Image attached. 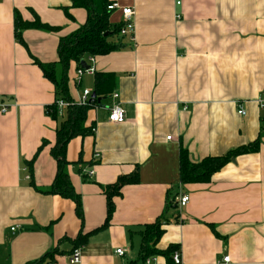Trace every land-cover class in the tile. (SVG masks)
<instances>
[{
  "label": "crops",
  "instance_id": "0c3cea01",
  "mask_svg": "<svg viewBox=\"0 0 264 264\" xmlns=\"http://www.w3.org/2000/svg\"><path fill=\"white\" fill-rule=\"evenodd\" d=\"M180 1L117 0L135 9L134 39L114 36L118 48L95 56L96 72L115 74V87L87 112L86 126L96 132L67 147L80 216L74 200L49 192L65 108L59 119L47 114L55 86L31 55L58 62L60 39L78 30L87 12L70 0H0V104L8 106L0 107V264H72L75 249L78 264H144L143 230L162 215L169 220L157 248L176 245L184 264H264V0ZM16 10L59 30L25 29L23 45ZM121 20V11H112L110 22ZM79 68L72 61L68 71L74 101L95 88V75L76 79ZM115 102L124 122L109 121ZM258 139V151L232 158L210 181L181 183V148L200 162ZM91 162L94 173L85 180L80 171ZM132 175L113 197L109 224L97 230L107 217L104 190ZM179 193L190 199L173 210L169 202ZM118 248L127 251L120 256ZM153 257L152 264H170Z\"/></svg>",
  "mask_w": 264,
  "mask_h": 264
},
{
  "label": "trees",
  "instance_id": "16d2710c",
  "mask_svg": "<svg viewBox=\"0 0 264 264\" xmlns=\"http://www.w3.org/2000/svg\"><path fill=\"white\" fill-rule=\"evenodd\" d=\"M71 7L84 8L87 12L85 23L72 34L62 37L58 45V62L44 63L35 56L31 55L35 64H37L43 71L44 76L49 79L55 86L56 100L53 104L47 106V114L54 119H59V110L56 104L57 100H65L70 102V105L65 107L64 119L60 121L57 129V140L51 152L57 162V171L54 181L49 189L52 194L60 195L65 198H70L76 202L77 213L82 216V205L79 193L76 191L68 168L74 164L67 158V147L69 142L77 137L88 134H93L94 126H86L87 112L90 108L96 105V99L90 100V104L81 106L74 102L70 95L68 86V71L72 61H75L81 66V60L87 62L90 56L104 55L118 48L110 38L120 36V29L122 24H112L110 16L112 11L108 9V5L117 0H70ZM65 12L68 16L69 9ZM34 20H24L20 12L16 10L15 13V34L16 39L25 45L22 33L25 29L35 28L45 31H58V26H52L41 21L39 16L33 12ZM116 75L113 73L95 72V88L96 95H109L115 87ZM46 141L42 143L40 151L45 145ZM260 140H256L248 145H243L232 149L221 156H209L200 162H192L189 159L188 152L181 148L180 156V178L181 183H197L208 182L212 175L223 168L226 164L232 161V158L240 154L256 152L260 149ZM38 153V152H37ZM37 154L30 161L34 162ZM75 163L82 164L81 160ZM96 163L91 162L89 166ZM84 170V169H83ZM80 171L83 178L86 180L87 176ZM136 176H122L114 184L107 186L104 190L107 196V217L105 223L99 229L105 228L109 222L114 211V195L121 193V188L128 183L135 181ZM180 194V193H179ZM172 197L168 207L177 210L174 205L175 198ZM176 214V213H175ZM174 214V215H175ZM178 216L175 218L177 219ZM168 218L162 215L153 224H148L143 230L142 247L140 254V261H145L149 257L164 256L168 262L172 263V255L178 250L176 245H170L165 250L157 248V244L164 233L163 224H167ZM89 233L80 235L77 239V246L82 245Z\"/></svg>",
  "mask_w": 264,
  "mask_h": 264
},
{
  "label": "built area",
  "instance_id": "2783aa9c",
  "mask_svg": "<svg viewBox=\"0 0 264 264\" xmlns=\"http://www.w3.org/2000/svg\"><path fill=\"white\" fill-rule=\"evenodd\" d=\"M180 3H181V1L177 0V4H180ZM108 9L111 11H114V10H120L121 11L122 27L120 29V36H123V37L127 36V37L134 39V34H135V29H136V23H135L136 12H135V9L131 6H121L119 4V2H117V1L109 4ZM94 63H95V57L90 56L89 62L87 61V64L89 67L87 69L80 67L77 71L76 79L78 81H81L82 77L86 74L87 75H95L96 68L94 66ZM91 95H92L91 90L89 88H84L82 91V94L80 95L78 100H75L74 102L77 103L78 105H81V106L88 105V104H90ZM113 96L115 98H117V97H119V93L115 92L113 94ZM259 103H260L261 108H264V95L259 100ZM56 104L58 106L59 113L61 114V111L65 107L69 106L70 102L65 101V100H57ZM0 107H1L2 111H6L8 108V106L5 104H0ZM238 113L245 115L246 110L244 108L240 107L238 109ZM125 119H126V116H125L124 108L122 107V105L119 102H115L110 108L109 121L114 122V123H121V122H124ZM95 132H96V127L93 128V133H95ZM167 138L171 139V136H168ZM96 157H99V155L96 154ZM93 173H94V171H93L92 166H88L83 170V174L86 175L87 177L92 176ZM189 199H190L189 195L179 194L174 200V205L177 206V208H181L188 203ZM12 230H14V228H12ZM126 251L127 250L124 248L116 249V253L120 256L124 255L126 253ZM81 255L82 254H81L80 249H75L74 252L72 253V255L70 256V262L72 264L80 263ZM229 259H230L229 256H226L224 258V261L228 262ZM155 260H156V257H149L144 261V264H152L153 262H155ZM171 264H184L180 251L177 250L174 252V254L172 255V263Z\"/></svg>",
  "mask_w": 264,
  "mask_h": 264
},
{
  "label": "water",
  "instance_id": "95a60500",
  "mask_svg": "<svg viewBox=\"0 0 264 264\" xmlns=\"http://www.w3.org/2000/svg\"><path fill=\"white\" fill-rule=\"evenodd\" d=\"M81 66L85 69H87L89 66L87 64V62L85 60H81ZM97 98V95L95 92H92V95H91V100H94ZM98 101H100V99H98Z\"/></svg>",
  "mask_w": 264,
  "mask_h": 264
}]
</instances>
